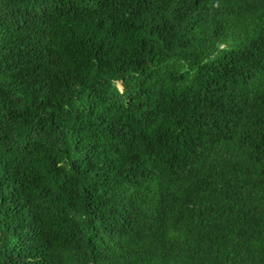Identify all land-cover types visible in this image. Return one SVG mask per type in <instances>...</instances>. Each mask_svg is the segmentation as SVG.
I'll return each instance as SVG.
<instances>
[{"label": "trees", "instance_id": "16d2710c", "mask_svg": "<svg viewBox=\"0 0 264 264\" xmlns=\"http://www.w3.org/2000/svg\"><path fill=\"white\" fill-rule=\"evenodd\" d=\"M0 264H264V0H0Z\"/></svg>", "mask_w": 264, "mask_h": 264}, {"label": "rangeland", "instance_id": "374dc122", "mask_svg": "<svg viewBox=\"0 0 264 264\" xmlns=\"http://www.w3.org/2000/svg\"><path fill=\"white\" fill-rule=\"evenodd\" d=\"M117 86L120 87L119 84H117Z\"/></svg>", "mask_w": 264, "mask_h": 264}]
</instances>
